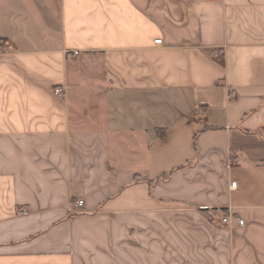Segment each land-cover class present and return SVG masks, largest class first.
Segmentation results:
<instances>
[{
    "label": "crops",
    "instance_id": "obj_1",
    "mask_svg": "<svg viewBox=\"0 0 264 264\" xmlns=\"http://www.w3.org/2000/svg\"><path fill=\"white\" fill-rule=\"evenodd\" d=\"M0 48V264H264V0H0Z\"/></svg>",
    "mask_w": 264,
    "mask_h": 264
},
{
    "label": "built area",
    "instance_id": "obj_2",
    "mask_svg": "<svg viewBox=\"0 0 264 264\" xmlns=\"http://www.w3.org/2000/svg\"><path fill=\"white\" fill-rule=\"evenodd\" d=\"M157 45L162 44V40H157L155 42ZM0 51H2V49L0 48ZM78 53H75V55H77ZM55 94L57 96H61L64 94V91L61 88H57L55 89ZM234 95V93L232 94ZM238 183L237 182H233L231 185V188H237ZM85 202L83 200L77 201L75 203V207L77 210H81L84 207ZM222 221L224 224L228 225V226H233L234 222H237V224L239 226H244L245 222L239 218H237L236 214L233 212V210L231 208L227 209V210H222Z\"/></svg>",
    "mask_w": 264,
    "mask_h": 264
},
{
    "label": "trees",
    "instance_id": "obj_3",
    "mask_svg": "<svg viewBox=\"0 0 264 264\" xmlns=\"http://www.w3.org/2000/svg\"><path fill=\"white\" fill-rule=\"evenodd\" d=\"M220 63H221L222 65H224V64H225L223 59H222V60H220Z\"/></svg>",
    "mask_w": 264,
    "mask_h": 264
}]
</instances>
